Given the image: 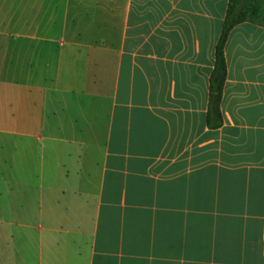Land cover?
<instances>
[{
  "label": "crops",
  "instance_id": "1",
  "mask_svg": "<svg viewBox=\"0 0 264 264\" xmlns=\"http://www.w3.org/2000/svg\"><path fill=\"white\" fill-rule=\"evenodd\" d=\"M50 1L0 0V264H264V24L230 31L209 129L228 0ZM96 16L94 78L114 85L93 198L71 178L89 112L60 93L86 95L67 85L93 78Z\"/></svg>",
  "mask_w": 264,
  "mask_h": 264
},
{
  "label": "rangeland",
  "instance_id": "2",
  "mask_svg": "<svg viewBox=\"0 0 264 264\" xmlns=\"http://www.w3.org/2000/svg\"><path fill=\"white\" fill-rule=\"evenodd\" d=\"M51 1L50 0H43L44 3V9L49 5ZM252 4H255L260 9L259 14L257 15H251L249 12L247 13L248 16L251 17V19L261 22L264 24V0H251ZM90 7L95 8V10H98V1H90ZM108 11L113 8V2L108 0L107 3ZM250 14V15H249ZM96 18V23H93L94 25L87 28L86 34L84 36V39L91 42V45L96 43V46L98 44V16ZM108 20L110 23L113 24L114 17L111 15H108ZM86 29V27H85ZM90 51V75L93 76L92 79L89 80H73L68 81V85L71 88H75V91H78L79 89H83L85 92V96H78L76 93L73 96L60 93V99L65 104H68L72 107L74 119H76V122L78 119H82V109L83 105H85V109L87 112H89L88 119L90 120V126L88 128V131L85 134V140L89 139L90 144L85 145V149L83 150L82 146L80 148L78 147L77 141L81 139L82 141V128H76V154H75V161H74V174L71 176V178L74 179V182L76 186H84L86 188L91 189V195L94 198L97 194V185H98V172L100 168V150H99V143L101 140V133L102 125L100 129V116H99V107H100V101H99V93L100 88L101 91H103V94L107 95V100L103 102V106L106 107V105L109 103V95H111L114 80L112 78L105 79L103 81L94 78V71H98V46L89 48ZM109 51V50H108ZM109 56L111 59L109 60ZM107 63H113V54L109 55L107 57ZM113 65V64H112ZM113 68V67H112ZM110 77L112 74H108ZM66 83L65 81H61ZM74 91V93H75ZM104 121V120H103ZM104 124V123H103ZM103 135V134H102ZM89 147V149H88ZM83 151H85L83 153ZM93 206V203H92ZM94 206L92 207V216H93Z\"/></svg>",
  "mask_w": 264,
  "mask_h": 264
},
{
  "label": "trees",
  "instance_id": "3",
  "mask_svg": "<svg viewBox=\"0 0 264 264\" xmlns=\"http://www.w3.org/2000/svg\"><path fill=\"white\" fill-rule=\"evenodd\" d=\"M257 15L260 9L251 0H228L221 32L215 44L214 66L210 75L208 104L206 111V125L209 129L222 126L223 119L220 110L223 86L226 80V60L224 47L233 27L242 22L257 23L247 13ZM249 14V15H250Z\"/></svg>",
  "mask_w": 264,
  "mask_h": 264
}]
</instances>
